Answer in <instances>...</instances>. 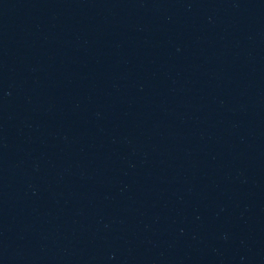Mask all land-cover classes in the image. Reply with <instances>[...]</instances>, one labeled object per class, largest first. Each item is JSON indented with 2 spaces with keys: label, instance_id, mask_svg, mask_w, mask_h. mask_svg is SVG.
I'll list each match as a JSON object with an SVG mask.
<instances>
[{
  "label": "water",
  "instance_id": "95a60500",
  "mask_svg": "<svg viewBox=\"0 0 264 264\" xmlns=\"http://www.w3.org/2000/svg\"><path fill=\"white\" fill-rule=\"evenodd\" d=\"M0 264H264V0H0Z\"/></svg>",
  "mask_w": 264,
  "mask_h": 264
}]
</instances>
